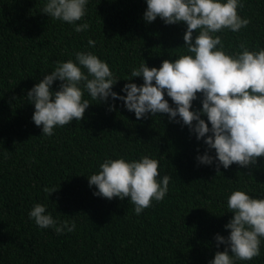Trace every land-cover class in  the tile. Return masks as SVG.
Masks as SVG:
<instances>
[{"label": "trees", "instance_id": "trees-1", "mask_svg": "<svg viewBox=\"0 0 264 264\" xmlns=\"http://www.w3.org/2000/svg\"><path fill=\"white\" fill-rule=\"evenodd\" d=\"M42 4L0 0V264H208L224 248H216L215 234L228 235L230 192L243 188L264 196V157L257 165L221 167L217 174L215 165L197 163V148L202 154L206 146L187 126L169 122L167 114L137 120L119 100L109 111L111 99L85 97L92 104L80 121L43 136L31 120L34 105L25 99L56 61L84 50L122 78L113 87L119 93L142 59L158 68L162 60L186 53V25H166L159 17L147 23L145 0H90L84 17L90 27L75 33L41 13ZM240 15L250 23L237 33H219L225 49L239 50L241 41L250 49L264 48V0H244ZM89 38L94 48H88ZM201 106L193 101V108ZM143 155L157 159L160 174L171 177L162 201L137 215L128 197L93 195L87 175L106 157ZM36 202L60 221H75V230L58 235L37 227L27 215ZM238 264H264V242L258 257Z\"/></svg>", "mask_w": 264, "mask_h": 264}, {"label": "clouds", "instance_id": "clouds-1", "mask_svg": "<svg viewBox=\"0 0 264 264\" xmlns=\"http://www.w3.org/2000/svg\"><path fill=\"white\" fill-rule=\"evenodd\" d=\"M89 2L43 0L40 12L71 25L75 33L86 32L90 27L84 21ZM145 3L143 19L147 23L159 17L166 25H186L182 46L186 53L162 60L158 68L149 67L142 59L130 69L124 79L128 82L118 93L113 87L122 78L106 60L90 50L75 51L72 58L56 61L51 71L43 72V78L27 90L25 99L34 105L31 120L41 127L43 136H52L57 128L84 117L92 104L85 97L101 103L111 99L109 111L119 100L137 120L167 114L169 122L187 126L206 146L202 154L197 148V163L215 165L217 174L221 167L228 169L233 163L257 165L258 158L264 157V48L250 49L241 41L239 50L228 51L219 34L225 30L237 33L249 25V18L240 15L244 0ZM87 44L94 48L96 42L89 38ZM135 77H142L143 83L132 82ZM56 81L60 83L54 89ZM165 96L171 98V104ZM197 99L202 105L198 109L193 108ZM87 179L90 188L95 186L94 196L109 200L128 197L139 215L166 197L171 177L160 174L157 159L143 155L138 159L106 157ZM226 206V212L232 214L224 224L228 235L214 236L216 248H224L217 250L208 264H238L261 253L264 196L236 188L227 196ZM27 215L37 227L51 228L58 235L76 228L75 221H60L43 203H34Z\"/></svg>", "mask_w": 264, "mask_h": 264}]
</instances>
